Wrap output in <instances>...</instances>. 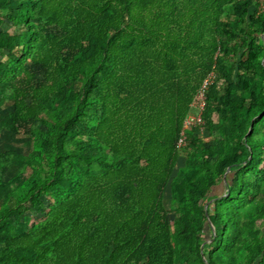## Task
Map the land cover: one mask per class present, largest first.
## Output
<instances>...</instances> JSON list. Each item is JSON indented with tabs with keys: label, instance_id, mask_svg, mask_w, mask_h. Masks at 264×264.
I'll return each mask as SVG.
<instances>
[{
	"label": "trees",
	"instance_id": "16d2710c",
	"mask_svg": "<svg viewBox=\"0 0 264 264\" xmlns=\"http://www.w3.org/2000/svg\"><path fill=\"white\" fill-rule=\"evenodd\" d=\"M0 264H264V0H0Z\"/></svg>",
	"mask_w": 264,
	"mask_h": 264
},
{
	"label": "built area",
	"instance_id": "2783aa9c",
	"mask_svg": "<svg viewBox=\"0 0 264 264\" xmlns=\"http://www.w3.org/2000/svg\"><path fill=\"white\" fill-rule=\"evenodd\" d=\"M213 74L207 75L200 86L198 87L193 102L190 104V111L186 114L182 128L180 130L176 146L179 148L185 144L186 141V130L193 127L196 128L200 133L204 132V121L202 118V112L205 106L206 91L211 84Z\"/></svg>",
	"mask_w": 264,
	"mask_h": 264
},
{
	"label": "rangeland",
	"instance_id": "374dc122",
	"mask_svg": "<svg viewBox=\"0 0 264 264\" xmlns=\"http://www.w3.org/2000/svg\"><path fill=\"white\" fill-rule=\"evenodd\" d=\"M2 27L7 28L6 25H4V24L2 25ZM221 191H222V187L220 186V187L214 189L213 194H214V193H215V194H216V193H220ZM165 204H166V205L168 204L167 197L165 198Z\"/></svg>",
	"mask_w": 264,
	"mask_h": 264
}]
</instances>
